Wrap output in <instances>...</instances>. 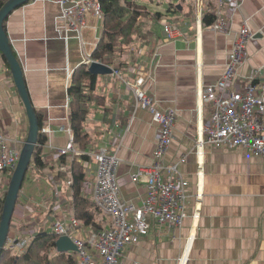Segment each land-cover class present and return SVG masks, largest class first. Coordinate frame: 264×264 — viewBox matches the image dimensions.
Returning a JSON list of instances; mask_svg holds the SVG:
<instances>
[{"label":"crops","instance_id":"0c3cea01","mask_svg":"<svg viewBox=\"0 0 264 264\" xmlns=\"http://www.w3.org/2000/svg\"><path fill=\"white\" fill-rule=\"evenodd\" d=\"M202 1L208 8L221 12L226 29L207 28L204 15L198 21L199 0H195L196 8L187 6V1L181 2L176 10L171 6L168 16L161 14L155 18L149 13L145 26L151 33L148 46L137 43L138 54L129 53L128 58L137 57L120 68L131 81L142 72L145 87L158 106L176 111L174 137L164 160L171 164L185 158L179 169L189 180L190 193L200 195L191 200L190 213L195 210L200 215L198 218L188 215L179 228L149 219V233L121 249L120 264H177L183 256L188 258L186 264H264V156L252 155L243 147L207 146L202 153L194 149L214 110L200 98L202 85L222 77L228 53L245 22L254 40L247 44L249 58L238 67V76L231 88L243 87V81L252 71L264 66V0H244L239 9L228 2L220 7L218 0ZM59 13L56 3L30 0L5 20L11 45L24 70L29 95L35 109L42 113L41 132L46 137L42 148L47 166L42 172L34 168L27 172L9 230L27 244L38 231H50L53 221L60 216L74 215L68 177L61 183L53 173L68 170L74 158L65 155L63 163L58 154V148L71 139L67 130L71 100L68 89L83 57L90 54L94 59L92 52L101 37L98 31L103 24V17L87 13V26L82 29L81 38L72 33L66 43L55 28ZM171 19L184 21L179 23L184 37L167 38L163 27ZM142 46L146 52L141 51ZM91 64L82 65L89 68ZM97 93L105 96V105L93 104L87 112L89 149L103 145L112 133L123 135L118 152L121 195L126 201L140 205L146 184L140 180L133 183L131 175L138 165H151L158 125L148 110L133 109L132 91L118 83L112 71L98 78ZM0 129L4 136L16 139L19 147L24 144L29 129L25 106L1 51ZM78 161L86 168L91 186L89 197L93 199L97 179L95 161L92 157ZM8 186L0 172V211ZM101 214L107 228L105 216Z\"/></svg>","mask_w":264,"mask_h":264},{"label":"built area","instance_id":"2783aa9c","mask_svg":"<svg viewBox=\"0 0 264 264\" xmlns=\"http://www.w3.org/2000/svg\"><path fill=\"white\" fill-rule=\"evenodd\" d=\"M58 4L60 13L55 17V28L59 37L66 43L72 33L81 38V31L87 26L86 14L97 18L103 17L101 0H49ZM198 21L205 13L213 11L199 0ZM244 0H220L219 6L228 2L239 9ZM216 11V10H215ZM179 22L167 21L163 30L168 39L183 36ZM212 30H224L227 23L220 11H216V19L205 24ZM184 37V36H183ZM254 40L248 24L245 22L234 41L232 51L228 53L226 68L222 77L212 83L203 84L199 93L203 102L210 103L214 110L203 129V136L197 139L195 147L202 150L207 146L224 149L243 147L256 156H264V66L256 68L243 81V87L237 85L232 89L237 70L249 56L247 44ZM141 51L146 52L142 46ZM157 55V53H155ZM95 60L91 55L83 57L82 64H91ZM112 75L118 83L130 89L134 96L133 109L143 108L152 114L158 125V136L151 165H138L132 173L133 183L139 180L146 184V194L142 203L126 201L121 195L118 178V167L121 159L118 155L123 135H109L108 140L97 149L83 152L92 157L96 164V183L93 200L101 209L107 222V228L101 232L85 230L75 217L60 216L53 221L51 230L67 235L76 245L77 264H120V251L126 245L135 244L150 231L149 219H155L160 225L181 227L188 215L198 218L200 213H190V203L200 195L191 194L189 180L179 169V161L167 164L165 154L174 137L176 111L161 109L153 96L146 89L145 76L142 72L131 81L115 65L111 66ZM70 77V72L68 73ZM71 139L62 148H58L61 156L80 153L74 144L71 127L68 126ZM112 132V130L110 131ZM200 153V152H199ZM20 155V147L16 139L3 135L0 129V172L8 184L9 175L15 169ZM72 182L68 177L67 184ZM27 241L16 234L9 233L7 247L25 249ZM23 251V250H22ZM187 256L179 259L177 264H186ZM134 264H139L135 262Z\"/></svg>","mask_w":264,"mask_h":264},{"label":"trees","instance_id":"16d2710c","mask_svg":"<svg viewBox=\"0 0 264 264\" xmlns=\"http://www.w3.org/2000/svg\"><path fill=\"white\" fill-rule=\"evenodd\" d=\"M6 1L0 0V7ZM101 4L103 9L101 37L92 52V57L104 65H115L120 69L127 66L130 59L134 60L137 57L136 55L135 58H128L129 53L138 54L137 43L147 45L150 42L151 33L145 27L149 18V11L136 0H101ZM159 15H161L160 12L156 13L154 17L158 18ZM215 19V10L204 14L205 24H211ZM98 78L99 75L91 72L86 65H80L74 71L68 89L71 97L70 127L74 144L80 153L74 156L68 170L54 171L53 177L61 183H64L67 177H71L72 182L68 188L72 193L73 216L79 220L85 230L101 232L105 228L102 223L104 218H102L101 209L89 197L91 186L87 179V171L78 161L79 158H90L89 155L83 153L91 146L85 123L87 112L93 104L105 105V96L97 93ZM36 112L42 126V113L37 110ZM45 142L46 137L40 129L38 143L28 171L34 168L37 172H42V169L46 168L47 164L43 159L42 148ZM60 160L64 163L65 156H62ZM58 237V234L52 230L38 231L21 252L12 247H7L6 244L0 256V264H77L75 253L57 250L56 240Z\"/></svg>","mask_w":264,"mask_h":264},{"label":"water","instance_id":"95a60500","mask_svg":"<svg viewBox=\"0 0 264 264\" xmlns=\"http://www.w3.org/2000/svg\"><path fill=\"white\" fill-rule=\"evenodd\" d=\"M28 1L30 0H7L0 7V51L10 67L19 96L25 106L29 122L27 138L21 149L17 166L11 175L8 190L3 201L2 212L0 215V256L6 246L15 206L26 177V173L29 169L35 147L38 143V137L42 127L40 125L39 117L34 104L29 95L21 61L17 58L5 29V20L11 12L19 6L26 4ZM89 70L97 74H106L112 71L111 67L97 62L92 63ZM56 248L61 252L77 250L76 245L67 235L58 237L56 240Z\"/></svg>","mask_w":264,"mask_h":264},{"label":"rangeland","instance_id":"374dc122","mask_svg":"<svg viewBox=\"0 0 264 264\" xmlns=\"http://www.w3.org/2000/svg\"><path fill=\"white\" fill-rule=\"evenodd\" d=\"M186 1H187V6L192 7V8L195 7V3H196L195 0H183V1H181V0H144V1H141L140 4L141 3H142V5L145 4L147 6L149 13H152L153 16L158 12H160L161 14H163L165 16H168V12L171 13V11H169V10H171V6H173L174 10H176L177 6L181 2L183 3ZM219 2H220V0H218V5H219ZM171 20L179 22L180 24H183V22H184L183 20H180V19L179 20L171 19ZM101 28L102 27H100V29L98 31L99 35L101 34ZM98 75H99V77L101 76V74H98ZM144 85H146L145 82H144ZM22 147H23V145L21 146L20 149H22ZM194 149L197 152L202 153V147H200L199 149L197 147H195ZM119 185H120V183H119ZM120 188H121V186H120ZM101 213H102V211H101Z\"/></svg>","mask_w":264,"mask_h":264},{"label":"clouds","instance_id":"9594fccd","mask_svg":"<svg viewBox=\"0 0 264 264\" xmlns=\"http://www.w3.org/2000/svg\"><path fill=\"white\" fill-rule=\"evenodd\" d=\"M97 63H101V62H99V61H96ZM82 65V64H81ZM21 148V147H20ZM20 152H21V149H20ZM20 156V155H19ZM17 166V165H16ZM16 168V167H15ZM15 170V169H14ZM14 170H13V172H14ZM13 172L11 173V175L13 174ZM11 175H9V183H10V178H11ZM9 183H8V185H9Z\"/></svg>","mask_w":264,"mask_h":264}]
</instances>
